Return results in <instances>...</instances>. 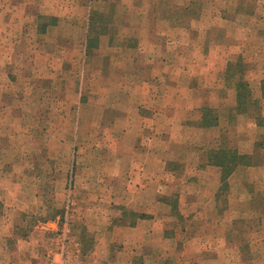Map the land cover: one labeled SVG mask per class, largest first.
<instances>
[{
	"label": "rangeland",
	"instance_id": "rangeland-1",
	"mask_svg": "<svg viewBox=\"0 0 264 264\" xmlns=\"http://www.w3.org/2000/svg\"><path fill=\"white\" fill-rule=\"evenodd\" d=\"M7 2L17 5L14 15L18 17L1 26L0 221L16 227L24 241L47 243L41 254L52 247L72 263L92 264L99 240L110 243L111 264L128 259V250L121 245L126 235L121 226L140 218L127 216L122 224L120 217L145 206L131 200L130 181L136 172L134 163L145 160L135 147L144 143L137 135L143 122L139 112L145 106L141 93L147 73L139 70L145 59L138 51L122 46L142 44L144 51L148 18L159 20L158 29H189L195 24L203 32L208 30L215 68L225 66L224 72L209 80L216 85L210 94L205 87L209 83L201 79L194 95L188 87L196 78L193 71L197 74V67L213 58L204 56V36L195 40L196 50L203 54L200 61L189 64L181 54L180 60L174 58L180 73L171 74L179 90L172 99L214 100L219 108H212L218 114L217 125L201 126L203 111L200 122L189 123L181 131L192 140L175 146L172 162L178 164L180 149L189 146L200 154L241 146L264 150L258 146L264 140V0ZM24 12L27 18H22ZM163 19L167 23L162 25ZM184 48L187 53V45ZM219 49L225 56L223 52L217 56ZM240 79L252 102L246 112L238 107L235 82ZM197 124L212 129L194 133L190 129ZM161 141L168 146V140ZM244 156L249 162L250 155ZM259 157L254 158L262 165L264 154ZM188 172L193 174L190 168ZM189 174L172 178L155 201L152 185L145 203L158 218H169L166 227L177 230L176 240L194 238L209 247H190L185 257H173L166 264H264V216H251L249 211L252 206L264 207V170L248 173V178L255 175L258 191L253 200L250 184L248 193H242L241 178L231 174L224 184L220 176L210 201L215 186L207 189L202 179L187 184ZM183 229L187 232L180 233ZM159 249L180 253L174 242Z\"/></svg>",
	"mask_w": 264,
	"mask_h": 264
},
{
	"label": "crops",
	"instance_id": "crops-1",
	"mask_svg": "<svg viewBox=\"0 0 264 264\" xmlns=\"http://www.w3.org/2000/svg\"><path fill=\"white\" fill-rule=\"evenodd\" d=\"M7 1L8 0H0V19H2V24L0 23V39L3 33L1 26L4 24L5 26H9L14 18L18 17L14 15V11H18L17 5ZM188 8L189 7L185 9L188 10ZM28 15L27 12H24L22 18L23 16L27 18ZM161 22L163 25L167 23V20L163 19ZM145 24L149 27L145 29L144 51L141 50L142 44H138L137 47L123 44L122 47H128L132 48L131 50L138 51V55L145 59L142 60L138 66L141 72L147 73V76L143 87L144 89L141 93V97L145 100V106H142L141 109L144 110L139 112L140 118L143 119L140 129L141 136L137 135L141 137L137 140L144 143L139 144V149L135 147V150L141 152L145 160L141 162L136 161L134 163L133 167L136 172H134V177H132L130 181L132 184L130 188L133 194L130 198L132 201H140L142 202L140 203L141 205H143V203L145 205L133 212L145 213L151 219L140 218L133 224L131 220L128 224H126V222L125 224L122 223L123 226H121V229L124 230L126 235H122L121 245H124L122 249L128 250L126 255H129L124 264H166L167 262L170 263L174 261L173 257H175V259L177 256L185 257L190 247H202L207 249L209 247L208 243H206L205 246L204 242H200L194 238L187 239L186 241L181 240L182 242L176 240L177 230H169V228L166 227L167 223H170V220H168L169 218H158V215L152 209L150 210L147 208V203L145 202H147V197L149 196L148 191L152 185L154 187L152 195L154 194L155 201V199H159L160 193H164L163 190H165V188H169L167 185L173 183L172 178L178 177L181 173L189 174V168L192 169L193 174H189L191 176H189L186 183L193 184L194 182H200L202 179L207 189H211L215 186V191L208 196L210 201H213L218 190L220 176L222 175L220 167L208 163V150H202L200 154V150L194 147H184L180 149L179 156H182V159L178 160V164L177 162H172L175 160H172L171 157L175 152L174 148L176 145H188L192 140L191 136H186V132L182 134L181 131H184L189 123L193 122L196 124L200 122L204 108H219L218 105L216 106V103H214V100L172 99L175 93H179V90L177 89V83L173 82L175 79L172 78L171 74L176 70L180 73V68H176V63L173 64V62H175L174 58L180 60L179 54H181L182 57L186 58L189 64L195 63L197 59V62L200 61L199 57L203 56V54H200L199 50H196L198 44L195 40L200 38L201 35L204 36V56H207L206 58H213L207 61L208 64L203 63L204 67H197V74L193 71V75L196 78L191 80L188 87L194 91L195 95L197 92L196 89L199 87L202 79L209 83L205 87L208 89L206 94H210L211 90L216 86L209 81L211 77H213L212 75H220L221 71H225V66H222V68L219 67L218 69L215 68L214 56H216V54L209 49L208 30L203 32V30L199 29V26L195 27V24L189 29L178 30L176 27L158 29L155 27V25L157 26L159 24V20L156 18L146 19ZM7 31L8 33H6ZM10 32V30L4 31L6 35H9ZM170 45L176 46L170 47ZM185 45H187V53L184 51ZM221 52L223 51L219 49L217 56H219ZM223 56H225V52H223ZM211 61L213 62L211 63ZM189 64H187V66L190 70L191 66ZM201 69H203V71H201ZM202 74L205 76H200ZM220 82L221 79L218 76V83ZM219 86L222 89L224 84ZM210 129L212 128H199L197 124V126L194 125L190 130H193L194 133H200L201 131ZM157 138H160V140L157 141ZM161 138H164L166 141L168 140V146L162 145ZM237 151L241 155L249 154L250 160L249 162L247 161L249 164L238 167L232 173L231 177L241 178V180H238L240 185L244 186L242 193H248L246 187L250 184V199L253 200L258 195V191L255 189L256 182L253 179L255 175H251L252 178H248V173L249 171H256L257 173L264 170V163L260 165L254 158H260L259 155L264 154V150L256 147L254 149L253 146L248 150L241 146V148L238 147ZM137 186L140 187L137 188ZM160 198H163V196ZM178 200L182 202L181 195ZM249 211L251 212V216H264V207L257 209L252 206ZM122 218L121 215L120 219ZM166 221L168 222L166 223ZM17 231L16 227L10 224L5 225V223L0 221V264H54L63 262V253L55 252L52 247H46L45 249H49L50 251L41 254L40 248L47 246V243H40L39 241L30 239L24 241L20 239ZM183 232H187V230L183 229L180 231V233ZM170 242H174V245L180 247V253L175 254V252L173 253L167 249L164 251L159 249V247L170 245ZM110 247V243L105 244V242H99V240H97L93 249V254L96 257L92 264H104V262L105 264H111L109 259L114 258V253L110 251ZM51 254L53 257L49 256ZM116 258H119V256L117 255ZM117 260L118 259H115V261Z\"/></svg>",
	"mask_w": 264,
	"mask_h": 264
},
{
	"label": "trees",
	"instance_id": "trees-1",
	"mask_svg": "<svg viewBox=\"0 0 264 264\" xmlns=\"http://www.w3.org/2000/svg\"><path fill=\"white\" fill-rule=\"evenodd\" d=\"M43 24V23H42ZM231 67V65H230ZM231 69L227 71V73L231 74ZM236 90L238 91L239 100H238V107L241 111L246 112V109H248V106L252 103L250 100H247L246 94L249 93L247 90V85L243 83V80H238L235 82ZM263 89V96H264V83L262 86ZM204 116H203V122L201 123V126L203 127H211L214 125H217L218 122V114L217 111L212 108H204ZM259 122V121H258ZM259 147L264 148V140L258 144ZM208 163L214 166H218L221 168L222 171V182L225 183L226 179L231 176V174L241 165L247 164V157L244 155H241L236 149H220L217 151H211L208 153L207 157ZM174 211H176V208H174ZM128 214V215H127ZM139 217L142 219L149 218L146 214L138 215L136 212H126L122 215V222H124V219L126 217ZM134 222H132L133 224Z\"/></svg>",
	"mask_w": 264,
	"mask_h": 264
},
{
	"label": "built area",
	"instance_id": "built-area-1",
	"mask_svg": "<svg viewBox=\"0 0 264 264\" xmlns=\"http://www.w3.org/2000/svg\"><path fill=\"white\" fill-rule=\"evenodd\" d=\"M73 263H74V262H73ZM73 263L71 262V260L68 259V257H67V258L64 257L62 263H54V264H73ZM74 264H75V263H74Z\"/></svg>",
	"mask_w": 264,
	"mask_h": 264
}]
</instances>
